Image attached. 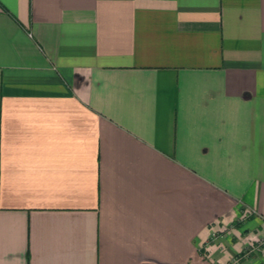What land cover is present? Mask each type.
<instances>
[{"label":"crops","instance_id":"0c3cea01","mask_svg":"<svg viewBox=\"0 0 264 264\" xmlns=\"http://www.w3.org/2000/svg\"><path fill=\"white\" fill-rule=\"evenodd\" d=\"M0 264H264V0H0Z\"/></svg>","mask_w":264,"mask_h":264},{"label":"built area","instance_id":"2783aa9c","mask_svg":"<svg viewBox=\"0 0 264 264\" xmlns=\"http://www.w3.org/2000/svg\"><path fill=\"white\" fill-rule=\"evenodd\" d=\"M235 261V260H234Z\"/></svg>","mask_w":264,"mask_h":264}]
</instances>
